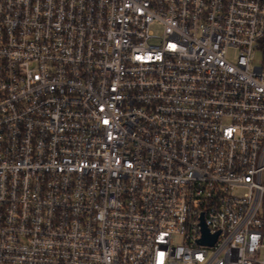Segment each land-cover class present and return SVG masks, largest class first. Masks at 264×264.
Returning <instances> with one entry per match:
<instances>
[{
  "label": "built area",
  "instance_id": "2783aa9c",
  "mask_svg": "<svg viewBox=\"0 0 264 264\" xmlns=\"http://www.w3.org/2000/svg\"><path fill=\"white\" fill-rule=\"evenodd\" d=\"M0 264H264V0H0Z\"/></svg>",
  "mask_w": 264,
  "mask_h": 264
},
{
  "label": "rangeland",
  "instance_id": "374dc122",
  "mask_svg": "<svg viewBox=\"0 0 264 264\" xmlns=\"http://www.w3.org/2000/svg\"><path fill=\"white\" fill-rule=\"evenodd\" d=\"M154 31H155L156 33H158V32L160 31V29H159V28H155ZM238 54H239L238 51H236V50H234V49H231V50L229 51V54H228V59H229L231 62L236 63L237 58H238ZM260 60H261V58H260V56L258 55V57H257V59H256V63H258V61H260Z\"/></svg>",
  "mask_w": 264,
  "mask_h": 264
},
{
  "label": "water",
  "instance_id": "95a60500",
  "mask_svg": "<svg viewBox=\"0 0 264 264\" xmlns=\"http://www.w3.org/2000/svg\"><path fill=\"white\" fill-rule=\"evenodd\" d=\"M215 240H216V238H214L213 240H209L208 243H209V244H212V243L215 242Z\"/></svg>",
  "mask_w": 264,
  "mask_h": 264
}]
</instances>
